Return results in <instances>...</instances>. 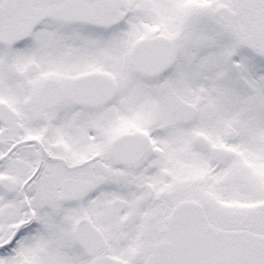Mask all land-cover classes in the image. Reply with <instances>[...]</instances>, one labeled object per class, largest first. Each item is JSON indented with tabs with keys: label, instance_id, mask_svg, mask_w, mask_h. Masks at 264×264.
Wrapping results in <instances>:
<instances>
[{
	"label": "snow or ice",
	"instance_id": "6c2138e0",
	"mask_svg": "<svg viewBox=\"0 0 264 264\" xmlns=\"http://www.w3.org/2000/svg\"><path fill=\"white\" fill-rule=\"evenodd\" d=\"M0 264H264V0H0Z\"/></svg>",
	"mask_w": 264,
	"mask_h": 264
}]
</instances>
